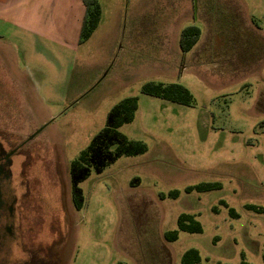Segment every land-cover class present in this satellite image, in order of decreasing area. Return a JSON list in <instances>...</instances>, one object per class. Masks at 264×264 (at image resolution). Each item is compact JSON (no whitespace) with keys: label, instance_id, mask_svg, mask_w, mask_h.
Listing matches in <instances>:
<instances>
[{"label":"rangeland","instance_id":"1","mask_svg":"<svg viewBox=\"0 0 264 264\" xmlns=\"http://www.w3.org/2000/svg\"><path fill=\"white\" fill-rule=\"evenodd\" d=\"M58 1L42 0L47 38L0 39L1 62L24 89L35 129L9 134L25 142L13 155L0 137L1 154L10 155L1 162L19 167L16 225L25 259L181 264L196 248L198 264H264V0H98L102 18L84 43L83 0ZM193 24L202 35L184 53L180 32ZM148 82L182 84L193 104L147 95ZM129 96H138V109L120 131L147 151L92 169L80 183L79 210L71 164ZM204 182L222 187L187 191ZM183 213L203 231L168 241Z\"/></svg>","mask_w":264,"mask_h":264},{"label":"trees","instance_id":"2","mask_svg":"<svg viewBox=\"0 0 264 264\" xmlns=\"http://www.w3.org/2000/svg\"><path fill=\"white\" fill-rule=\"evenodd\" d=\"M83 3L85 5V17L80 33V43H84L93 35L102 18V7L98 0H83ZM201 33V28L196 24L183 28L180 35L181 50L184 53L191 51L200 40ZM142 91L147 95L183 105H192L194 100L191 91L179 83L148 82L143 86ZM138 105V96L126 97L114 105L108 114L106 126L93 138L80 157L72 162V198L77 209L80 210L85 205V196L80 183L91 175L92 169L102 172L105 167L122 156H135L147 151L146 143L141 140L130 139L120 131L124 124L134 120ZM221 187V183L204 182L196 186H189L187 191H210ZM170 195L177 197L179 191H172ZM161 196L166 197L165 194ZM222 203L227 205L224 201ZM250 208L253 209L254 206H250ZM230 214L233 217H239L233 208H230ZM179 231L201 233L203 227L194 215L183 213L178 218V229L168 231L165 238L168 241H176L179 238ZM200 262L201 255L196 248L188 249L181 260V264H198Z\"/></svg>","mask_w":264,"mask_h":264},{"label":"water","instance_id":"3","mask_svg":"<svg viewBox=\"0 0 264 264\" xmlns=\"http://www.w3.org/2000/svg\"><path fill=\"white\" fill-rule=\"evenodd\" d=\"M4 145L0 139V264H29L21 252V233L18 232V213L16 205L20 192L15 175L19 172L16 165L2 163L9 155L1 154Z\"/></svg>","mask_w":264,"mask_h":264},{"label":"flooded vegetation","instance_id":"4","mask_svg":"<svg viewBox=\"0 0 264 264\" xmlns=\"http://www.w3.org/2000/svg\"><path fill=\"white\" fill-rule=\"evenodd\" d=\"M4 64L0 63V137L7 142L11 148L10 155H13L21 151L25 142L18 144L20 142L16 140L14 142L9 134L27 135V133H35L33 132L35 129L29 130V104L24 97V89L21 91V88L17 87L13 72Z\"/></svg>","mask_w":264,"mask_h":264},{"label":"crops","instance_id":"5","mask_svg":"<svg viewBox=\"0 0 264 264\" xmlns=\"http://www.w3.org/2000/svg\"><path fill=\"white\" fill-rule=\"evenodd\" d=\"M54 2L57 5L59 3L58 0H51V3L55 6L56 4ZM44 5L45 4L42 3V0H0V39H2L3 41L5 39H14V41H12L13 44L21 45V32L31 37L32 35H39L47 38L49 36L47 34H50V25H46V23H42V21L40 20L44 19L43 14L40 13V9H42V6ZM193 6L195 7L194 3ZM82 12L84 20L85 6ZM196 17L197 16H195V18ZM1 53L2 51L0 50V63H2L1 60L3 57ZM6 67L9 68L7 65ZM26 79L28 80V78Z\"/></svg>","mask_w":264,"mask_h":264}]
</instances>
